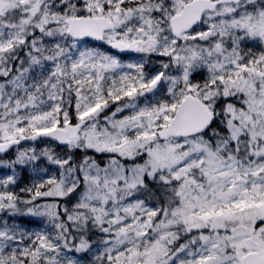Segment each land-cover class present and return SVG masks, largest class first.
<instances>
[{
	"label": "snow or ice",
	"instance_id": "snow-or-ice-1",
	"mask_svg": "<svg viewBox=\"0 0 264 264\" xmlns=\"http://www.w3.org/2000/svg\"><path fill=\"white\" fill-rule=\"evenodd\" d=\"M0 264H264V0H0Z\"/></svg>",
	"mask_w": 264,
	"mask_h": 264
},
{
	"label": "rangeland",
	"instance_id": "rangeland-1",
	"mask_svg": "<svg viewBox=\"0 0 264 264\" xmlns=\"http://www.w3.org/2000/svg\"><path fill=\"white\" fill-rule=\"evenodd\" d=\"M129 58H130V57H128V56L125 57L126 60L129 59ZM25 173H26L25 175L23 174V180H24V182H27V181L29 180V178H30V173L27 172V171H26ZM37 223H38V224H32V226H33V227H38V226H40L41 222L37 221Z\"/></svg>",
	"mask_w": 264,
	"mask_h": 264
},
{
	"label": "trees",
	"instance_id": "trees-1",
	"mask_svg": "<svg viewBox=\"0 0 264 264\" xmlns=\"http://www.w3.org/2000/svg\"><path fill=\"white\" fill-rule=\"evenodd\" d=\"M25 174H26V173H24V175H25ZM33 224H38V223H37V221H36V222H34Z\"/></svg>",
	"mask_w": 264,
	"mask_h": 264
}]
</instances>
